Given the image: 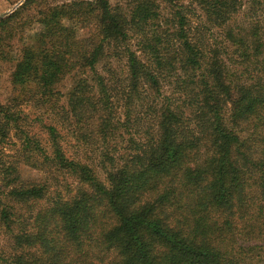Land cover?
Returning a JSON list of instances; mask_svg holds the SVG:
<instances>
[{
	"label": "trees",
	"instance_id": "obj_1",
	"mask_svg": "<svg viewBox=\"0 0 264 264\" xmlns=\"http://www.w3.org/2000/svg\"><path fill=\"white\" fill-rule=\"evenodd\" d=\"M1 61L0 141L18 146L0 158V264H264V0H25L0 19ZM57 173L75 190L19 216Z\"/></svg>",
	"mask_w": 264,
	"mask_h": 264
},
{
	"label": "rangeland",
	"instance_id": "obj_2",
	"mask_svg": "<svg viewBox=\"0 0 264 264\" xmlns=\"http://www.w3.org/2000/svg\"><path fill=\"white\" fill-rule=\"evenodd\" d=\"M24 1L25 0H0V19H3L9 16L10 14H12L14 11H16L24 3ZM59 1L69 2L73 0H59ZM125 2L126 0H110V3L112 5H125ZM194 13L195 15L191 17L192 27L193 28L197 27L202 32H204V29L201 26V23H203L201 14L197 10H195ZM25 14L26 13H24L23 16ZM217 36L218 34L216 33H212L209 35V37H212L215 42H217ZM16 41L19 40L16 39L15 41H13V43L11 44V48L9 49V51L12 54L11 56H15L16 50L20 45V42H16ZM12 69H13V63L11 61L0 62V102L1 103H3L7 99L10 92L9 74L12 71ZM69 86H70L69 81L64 82L61 86V91L65 93ZM23 110L29 116L28 121L30 122L29 123L30 132L33 134L35 133L37 135V138L41 142V145L46 148V146H48V138H47L48 135L46 133V130L42 127L41 123L38 121L39 115L35 116V110L31 107V105H25L23 107ZM141 112L142 110L140 108H134L132 110L131 120L134 121L132 123L131 133L134 132L133 130H135V132H137V135L143 136V134L149 131L151 127V123L148 118L141 115ZM13 134L14 131H11L7 139L0 141V158L4 159L5 161L12 160L10 157L14 155L16 146H18V141L16 140L15 136H13ZM62 134L64 133L62 132ZM68 140H66L65 138L64 142L62 143L64 151L67 153L68 156L73 155L74 152L75 154H77L78 152L75 150L74 145H72V143L69 142L70 140L69 141ZM115 143L116 141L113 140L109 142L110 146H113ZM98 145H100V143H98ZM120 146H125V144L123 143L119 145L118 142L117 148H120ZM21 172H23L22 177L25 181L26 180L34 181L39 179L45 180L46 178V175L39 173L37 170L33 168L25 167L23 170L21 169ZM52 177H53L52 175L49 176V179ZM54 177L55 179L49 180L50 187L44 201L38 202L37 204H31L30 206L26 205V206L15 207L17 212L19 213V216L29 219L35 213L33 211H36V208L43 207L45 204H47L48 200L55 197V194H59L61 197H65L75 190L77 182L75 181L74 178L68 175H62L58 173L54 174ZM99 177L101 180H104L103 174L99 173ZM9 246H10V242H9L8 234H6L5 231L0 227V252L7 250Z\"/></svg>",
	"mask_w": 264,
	"mask_h": 264
}]
</instances>
